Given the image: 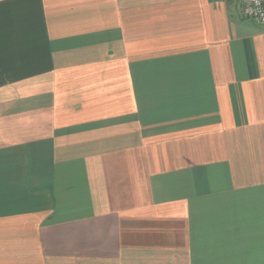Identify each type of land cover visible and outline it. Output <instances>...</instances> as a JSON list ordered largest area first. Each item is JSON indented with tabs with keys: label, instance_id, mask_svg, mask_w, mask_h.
<instances>
[{
	"label": "crops",
	"instance_id": "0c3cea01",
	"mask_svg": "<svg viewBox=\"0 0 264 264\" xmlns=\"http://www.w3.org/2000/svg\"><path fill=\"white\" fill-rule=\"evenodd\" d=\"M241 2L0 0V264H264Z\"/></svg>",
	"mask_w": 264,
	"mask_h": 264
},
{
	"label": "built area",
	"instance_id": "2783aa9c",
	"mask_svg": "<svg viewBox=\"0 0 264 264\" xmlns=\"http://www.w3.org/2000/svg\"><path fill=\"white\" fill-rule=\"evenodd\" d=\"M241 8L246 19L264 26V0H242Z\"/></svg>",
	"mask_w": 264,
	"mask_h": 264
}]
</instances>
